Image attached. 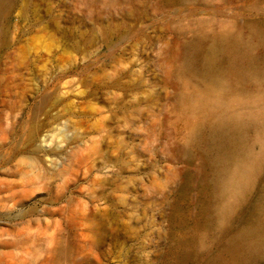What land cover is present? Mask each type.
Here are the masks:
<instances>
[{
	"label": "rangeland",
	"instance_id": "1",
	"mask_svg": "<svg viewBox=\"0 0 264 264\" xmlns=\"http://www.w3.org/2000/svg\"><path fill=\"white\" fill-rule=\"evenodd\" d=\"M263 213L264 0L0 1V264H264Z\"/></svg>",
	"mask_w": 264,
	"mask_h": 264
},
{
	"label": "bare ground",
	"instance_id": "2",
	"mask_svg": "<svg viewBox=\"0 0 264 264\" xmlns=\"http://www.w3.org/2000/svg\"><path fill=\"white\" fill-rule=\"evenodd\" d=\"M248 48V44L241 46L238 43H231L224 47V53L229 60L227 65L229 68L226 69V72L232 75L233 78L238 76L240 68L245 64L248 56ZM242 127L243 125L237 127L225 126V130L227 131L223 134L228 139L234 140L239 136V134H241L240 132ZM254 168V165H251L250 168H244L239 172L238 175L234 177L233 183L237 186V188L246 190ZM227 246V255L232 262L257 261V254H259L260 250H264V213L253 219V221L249 222V224L244 227L243 230H241L234 238L229 241ZM239 254H241V257Z\"/></svg>",
	"mask_w": 264,
	"mask_h": 264
}]
</instances>
